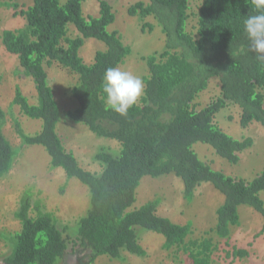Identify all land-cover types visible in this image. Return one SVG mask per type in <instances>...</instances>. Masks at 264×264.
<instances>
[{
  "label": "trees",
  "instance_id": "obj_1",
  "mask_svg": "<svg viewBox=\"0 0 264 264\" xmlns=\"http://www.w3.org/2000/svg\"><path fill=\"white\" fill-rule=\"evenodd\" d=\"M85 2L33 0L21 8L13 0H0V7L25 19L23 28L3 32L2 44L18 57L22 73L32 79L37 93V101H31L16 86L10 107L42 121L41 131L31 136L14 118L16 134L24 148L43 147L50 167L62 169L68 180L78 179L90 194L89 208L78 221L77 238L70 240L55 214L45 211L42 200L35 198L40 192L27 188L15 214L22 229L10 236L12 251L5 264H58L64 262L70 244L77 247L78 264H94L100 256L125 262V253L142 258L147 256L140 243L144 231L163 236L164 250L176 257L174 264H235L249 258V250L232 245V229L241 225L244 207L264 220V168L251 181L236 178L202 161L194 146L207 145L229 164L240 163V155L254 141L236 139L217 123L218 115L231 105L241 109L243 128L253 123L264 128V61L251 50L242 28L244 19L255 14L252 0H202L197 11L192 0H140L132 5L128 14L143 21L144 32H153L156 24L162 28L166 47L143 58L148 70L142 77L143 95L126 116L108 106L102 77L108 67L124 64L132 49L119 31L111 30L116 22L112 5L99 0V14L85 16ZM91 39L105 49L86 63L80 52ZM54 64L78 80L71 89L76 107L64 116L47 72ZM212 79H219L220 94L199 108V98ZM6 118L0 109V180L11 173L21 152L4 134ZM63 124L117 142L119 150L101 148L95 160L102 171H88L66 148L58 132ZM168 175L182 181L188 203L203 184L224 197L207 237L194 239L192 222L180 225L160 216L159 199L132 210L145 177ZM261 236L264 222L255 238ZM221 242L228 247L224 263L215 260Z\"/></svg>",
  "mask_w": 264,
  "mask_h": 264
},
{
  "label": "rangeland",
  "instance_id": "obj_2",
  "mask_svg": "<svg viewBox=\"0 0 264 264\" xmlns=\"http://www.w3.org/2000/svg\"><path fill=\"white\" fill-rule=\"evenodd\" d=\"M22 7H29L33 0H13ZM116 13V22L111 30H117L122 36L123 43L131 47L132 54L125 63L119 67L142 77L147 75V64L144 57L153 53H162L166 47V37L162 28L153 18L146 21L156 24L153 32H144L143 21L139 17H131L129 8L140 0H107ZM202 0H192L193 11H197ZM99 0H86L84 3L85 16L99 14ZM194 24V22H192ZM25 25V19L15 16L12 9L0 7V109L7 113V122L4 134L16 148L20 149L19 158L11 173L0 180V264L11 254L12 243L10 236L19 233L21 222L15 214L19 208L20 199L27 188L40 192L36 199H41L44 210L55 214L60 229L66 230L65 235L75 240L78 233V221L85 216L89 204V189L78 179L68 180L62 169L50 167V157L41 146L22 145L14 127V118L19 120L28 135H36L42 129V121L25 117L18 107L11 108L15 88L19 86L23 94L31 101H37V93L32 79L22 73L17 56L6 52L2 44V35L5 30H18ZM191 26V25H190ZM73 36H76L72 28ZM105 46L96 41H86L80 55L86 63H91L95 54ZM50 85L54 90L55 98L62 110L61 114L74 109L76 103L71 98V89L77 83V77L61 66L55 65L47 68ZM144 85V84H143ZM219 79H212L209 89L199 98V108L205 107L212 99L220 94ZM138 98V101L142 97ZM241 109L231 105L217 117V123L228 134L236 139L251 138L254 146L240 155L241 161L234 166L216 155L214 150L203 144L194 146L195 152L202 161L210 164L214 169L220 170L236 178L247 181L253 180L264 168V128L253 123L243 128L240 123ZM64 116V115H63ZM66 118V117H65ZM73 125V124H69ZM63 124L58 132L64 140L68 151H73L82 167L93 173H100L102 167L96 162L95 156L101 148H112L117 152V142L100 138L78 125L70 127ZM184 186L180 179L174 175L163 176L157 179L145 177L138 189L137 202L132 208L141 207L148 201L160 200L158 214L170 218L174 223L186 225L193 224V238L207 237L206 233L217 223V210L223 204L224 197L210 184L200 186L193 202L188 203L184 198ZM264 195V194H263ZM241 225L232 229V245L249 250V258L235 264H264V236L255 238L263 226V218L250 208H241ZM143 232V231H142ZM213 236V235H212ZM140 243L147 251L146 257H137L125 253L126 261H113L107 256H100L94 264H174L176 257L173 253L164 250V238L161 235L143 232ZM221 251L217 252L215 260H224L227 246L224 242L219 245ZM226 248V249H224ZM76 245L70 244L64 262L58 264H78Z\"/></svg>",
  "mask_w": 264,
  "mask_h": 264
},
{
  "label": "clouds",
  "instance_id": "obj_3",
  "mask_svg": "<svg viewBox=\"0 0 264 264\" xmlns=\"http://www.w3.org/2000/svg\"><path fill=\"white\" fill-rule=\"evenodd\" d=\"M255 14L244 19L242 28L251 43L257 59L264 61V0H252ZM34 83V82H33ZM103 92L108 106L117 114L126 116L143 92L142 80L119 66L108 67L102 77Z\"/></svg>",
  "mask_w": 264,
  "mask_h": 264
}]
</instances>
